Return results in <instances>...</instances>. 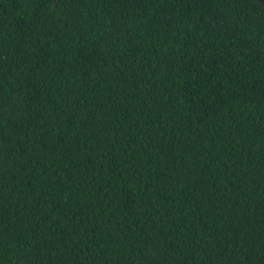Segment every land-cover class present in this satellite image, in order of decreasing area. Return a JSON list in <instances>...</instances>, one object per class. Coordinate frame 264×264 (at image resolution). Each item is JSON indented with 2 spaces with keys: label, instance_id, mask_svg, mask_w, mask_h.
<instances>
[{
  "label": "trees",
  "instance_id": "16d2710c",
  "mask_svg": "<svg viewBox=\"0 0 264 264\" xmlns=\"http://www.w3.org/2000/svg\"><path fill=\"white\" fill-rule=\"evenodd\" d=\"M0 264H264V5L0 0Z\"/></svg>",
  "mask_w": 264,
  "mask_h": 264
},
{
  "label": "water",
  "instance_id": "95a60500",
  "mask_svg": "<svg viewBox=\"0 0 264 264\" xmlns=\"http://www.w3.org/2000/svg\"><path fill=\"white\" fill-rule=\"evenodd\" d=\"M259 2H261L264 5V0H258Z\"/></svg>",
  "mask_w": 264,
  "mask_h": 264
}]
</instances>
